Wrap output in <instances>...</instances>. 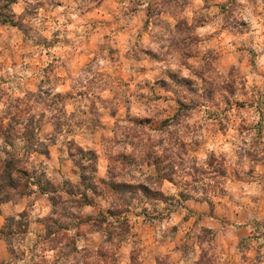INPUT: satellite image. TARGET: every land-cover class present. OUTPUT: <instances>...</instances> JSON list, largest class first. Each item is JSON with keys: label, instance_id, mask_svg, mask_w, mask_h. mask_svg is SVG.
Instances as JSON below:
<instances>
[{"label": "clouds", "instance_id": "obj_1", "mask_svg": "<svg viewBox=\"0 0 264 264\" xmlns=\"http://www.w3.org/2000/svg\"><path fill=\"white\" fill-rule=\"evenodd\" d=\"M0 264H264V0H0Z\"/></svg>", "mask_w": 264, "mask_h": 264}]
</instances>
